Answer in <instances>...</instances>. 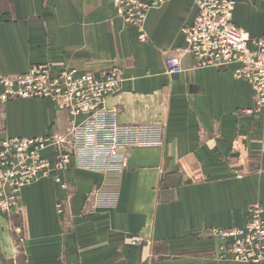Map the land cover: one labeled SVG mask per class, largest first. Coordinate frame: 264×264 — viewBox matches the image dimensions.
I'll use <instances>...</instances> for the list:
<instances>
[{
    "label": "crops",
    "instance_id": "1",
    "mask_svg": "<svg viewBox=\"0 0 264 264\" xmlns=\"http://www.w3.org/2000/svg\"><path fill=\"white\" fill-rule=\"evenodd\" d=\"M194 1L152 9L141 43L114 0H0V76L40 64L97 78L119 69L121 89L106 101L119 124L165 130L162 145L129 148L120 173L73 156L60 172L66 189L54 174L23 186L21 210L0 212V264H246L221 258L209 231L243 227L251 204L264 208V115L245 113L254 99L236 64L194 68L186 56L180 74L167 72ZM236 2V25L263 36L264 6ZM71 115L49 99L0 102V140L57 135L69 149L72 121L84 119Z\"/></svg>",
    "mask_w": 264,
    "mask_h": 264
},
{
    "label": "built area",
    "instance_id": "2",
    "mask_svg": "<svg viewBox=\"0 0 264 264\" xmlns=\"http://www.w3.org/2000/svg\"><path fill=\"white\" fill-rule=\"evenodd\" d=\"M196 16L184 25L180 33L183 47L166 60L169 74H180L182 60L190 56L194 68H228L236 64L234 77L247 82L251 88L254 107L245 113L264 115V35L252 37L239 28L234 19L236 0H195ZM165 0H114L126 24L138 31L142 43L148 41L146 21L149 12ZM123 82L119 69L105 72L97 78L75 68L55 73L47 64L31 67L26 73L0 76V102L18 98H43L54 102L60 110L72 114L70 147L58 136L38 138L14 137L0 140V200L10 207L17 202L21 186L36 183L52 172L63 171L69 158L76 156L82 168L120 173L127 167V150L134 146H160L164 141L161 125H121L117 113L106 106L107 99L118 93ZM54 147L58 162L51 166L42 152ZM59 174L56 183L66 184ZM14 188L7 197L5 189ZM61 205L59 209L61 210ZM243 227L218 229L209 232L219 238L220 257L246 264H264V208L254 203L247 210Z\"/></svg>",
    "mask_w": 264,
    "mask_h": 264
},
{
    "label": "rangeland",
    "instance_id": "3",
    "mask_svg": "<svg viewBox=\"0 0 264 264\" xmlns=\"http://www.w3.org/2000/svg\"><path fill=\"white\" fill-rule=\"evenodd\" d=\"M261 4L260 5H262V6H264V0H258ZM245 31V30H244ZM246 32V31H245ZM57 106V105H56ZM58 107V106H57ZM55 136H57V135H55ZM58 138H61V140L62 139H64V138H62V136L60 137V136H58ZM66 142V139H64V142L63 143H65ZM66 143H68V141L66 142ZM50 148H52L53 150H55L54 149V147H50ZM50 148H48V149H50ZM48 149H46V150H48ZM46 150H44L43 152H42V156L44 157V155H45V151ZM128 151V150H127ZM55 152V157H56V160H55V162H50L51 163V166H54L55 165V163H57L58 162V154H57V152L56 151H54ZM73 157V156H72ZM45 158V157H44ZM47 159V158H46ZM70 159H71V157L69 158V162H70ZM128 159V158H127ZM68 162V163H69ZM127 164H128V162H127ZM65 169V168H64ZM63 169V170H64ZM61 172V171H60ZM52 174H54L55 175V177H54V179H55V182H56V178H57V176H58V174H59V172H52L47 178H49ZM59 177H61L60 176V174H59ZM43 179H45V178H43ZM42 180V179H41ZM21 188H23V186H21L19 189H18V192H17V202H15V204L13 203V206L12 207H10L9 206V204H8V201L5 199V200H0V212H3V213H9V212H11L13 209H15V208H18L19 210H21V208H20V206L18 207L17 205H18V203H19V197H20V193H21ZM5 194L7 195V197H9L10 195H12V192L14 191V188H10V187H7L6 189H5ZM256 203H260L261 204V206L263 205L261 202H256ZM252 205V204H251ZM249 208V207H248Z\"/></svg>",
    "mask_w": 264,
    "mask_h": 264
}]
</instances>
